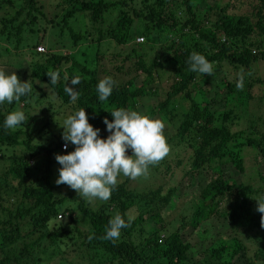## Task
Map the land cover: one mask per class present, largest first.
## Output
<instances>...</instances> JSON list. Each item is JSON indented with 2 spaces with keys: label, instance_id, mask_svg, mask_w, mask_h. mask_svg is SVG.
<instances>
[{
  "label": "trees",
  "instance_id": "obj_1",
  "mask_svg": "<svg viewBox=\"0 0 264 264\" xmlns=\"http://www.w3.org/2000/svg\"><path fill=\"white\" fill-rule=\"evenodd\" d=\"M143 1H146L143 10L139 11L126 7V0H71L64 9L59 2L57 4L62 12H52L49 19L38 0H0V11L4 8L10 10L0 15V36L14 38L12 49L19 50L18 54H23V48H29L28 53L33 56L28 62L29 81L39 83H34L33 88H40L37 86L40 84L47 87L54 98L62 105L70 104L74 112L84 108L89 123L100 129L101 138H106L109 133L103 119L106 117L111 121L110 112L116 108L136 110L141 98L154 90L155 66L165 62L170 68V83L165 89L164 99L155 103L153 111L174 128L166 136L171 146L168 156L150 166L147 176L136 180H144L146 184L130 187V179L124 177L107 202L91 208L83 198H77V194L73 195L70 191H59L49 180L51 153L58 150L64 154L68 148L74 149L69 142L67 150H61V144L65 143L62 140L63 129H59L52 143L46 141L45 145H30L28 136L18 139L20 128H4L6 115L19 102L14 101L5 109V103L0 104V159L3 145L20 144L30 153L28 156H9L11 164L0 172V264H49L56 258L60 260L57 264H62L61 260L64 264H182L187 260L190 247V243L181 236L182 230L187 227L194 230L213 217L224 218L232 235L226 239L223 237L217 242V247L210 249L209 259L203 257L202 261L198 259L192 264H233L235 256L245 253L244 241L247 239L249 243L257 244L261 253L255 252L252 258H246L244 264H264V227H261V214L256 211L255 201L264 195V173L260 175L261 185L254 187L242 181L225 179L220 167L228 159L232 168L242 173L243 160L232 151L242 146L255 148L264 158V135L255 132L256 128L251 126L246 128V136L231 131L234 117H222L221 123L214 125L212 111L193 98L198 88L195 80L204 75L190 71L188 63L193 51L214 62L216 69L220 63L247 67L257 58L264 60V0L251 1L249 14H232L227 10L228 3L221 4L220 0L212 5L205 4L201 10L194 0ZM114 9V18L102 25L106 14L109 16ZM78 13L85 14L89 26L81 33L68 24ZM134 18L142 21L139 32L142 41L136 44L140 47L143 41H160L161 34L164 37L168 35L170 42L159 46L161 54L169 52L168 57L155 55L146 62L142 59L143 55L131 47V58L134 60L128 65L124 61L128 60L129 54L121 56L119 53L104 54L95 50L94 63L88 66L67 53L36 51L39 44L36 41L29 44L20 35L26 24L36 25L37 20H43L49 28H66L72 45H76L79 39H88L97 49L105 38L117 44L126 43ZM37 30L27 27V36L36 38ZM253 33L259 36L257 41ZM252 47L261 50L255 53ZM2 50L10 53L8 47ZM61 62L69 63L67 70L64 71ZM52 72L59 75L55 85L51 84L47 75ZM75 75H80L82 82L72 86L80 92L79 98L72 102L64 88L66 84L71 86L70 79ZM105 76H111L117 86L110 97L100 101L97 84ZM137 79L139 82L135 84ZM257 82L264 83V79H257ZM192 83L193 90L188 87ZM251 86L247 82L240 90L235 83L225 80L224 105L233 100V93L235 103L246 105L252 99ZM30 95L21 97L22 107L27 106ZM22 110L29 118L21 126L28 129L34 116L26 108ZM49 124L44 120L37 132L45 133ZM23 133L28 135L26 130ZM40 153L45 156V174L42 184L33 185L27 182L31 168L29 162ZM207 170L210 171V178L197 192L188 215H181L176 227L171 228L170 223L166 226L159 212L171 205L176 189V184L171 187L166 183H177L174 180H177V174L180 177L198 175ZM151 174H156L153 176L156 179L153 180ZM67 198L74 204L65 205ZM131 207L136 211L133 217L127 215ZM74 212L79 214L78 220ZM117 213L126 222L130 220L129 226L121 230L119 239H102L108 221ZM148 221L153 224L149 231L143 227V223ZM135 230L138 235L133 234Z\"/></svg>",
  "mask_w": 264,
  "mask_h": 264
},
{
  "label": "rangeland",
  "instance_id": "obj_2",
  "mask_svg": "<svg viewBox=\"0 0 264 264\" xmlns=\"http://www.w3.org/2000/svg\"><path fill=\"white\" fill-rule=\"evenodd\" d=\"M71 0H38L40 4H42L43 11L47 13V18L50 19V15L52 12L61 13L62 11L59 10V5L57 3L61 2L62 8H66L68 3ZM106 1H113V0H106ZM128 8H133L136 11L143 10L144 2L143 0H126ZM215 1L219 0H194V3H197L199 10L204 9L205 4L212 5ZM256 2V0H220L221 4L228 3L227 10L232 14L238 13H250V2ZM57 4V5H56ZM64 4V5H63ZM10 12L7 8H4L0 11V15L3 12ZM114 11L110 12L108 16L106 14L105 20L103 21L102 25H105L109 20L114 18L115 15ZM22 14H24L22 12ZM49 14V15H48ZM69 27L72 28L76 32H83L85 29H89L87 19L85 14L78 13L74 15L69 20ZM49 24L43 20H37L36 25L26 24L24 26V31L20 33V35L29 43L32 44L35 41L37 45L42 47V51L45 52H59V53H67L72 55V57L78 59L83 64L92 66L94 63L93 57L95 50H98L99 53L109 54V53H119L121 56H126L127 54L130 55L128 60L124 61L128 65L133 63L131 57L133 56L131 52V47H134L136 51L140 52L143 57L142 59L146 62H149L150 59L157 55L162 58L168 57L166 53H160L159 46H164L168 44L171 39L170 36L165 35V37L161 34L159 36L160 41H153V42H145L144 41L139 44L140 47L136 44V38L141 37L139 32L142 29V21L139 18H134L132 27L129 29V39L124 44H117L110 38H105L104 40L100 41L98 44L97 49H95L94 43H90L88 39H79L76 45H72L70 39L67 35V29H59V28H49ZM27 27L37 28L36 38L34 36H27ZM104 27V26H103ZM257 30H254L256 33ZM254 39L257 41L259 36L254 34ZM35 35V34H34ZM14 38L5 39L3 36H0V68L4 69L6 73L11 74L15 72L19 79L23 82L26 80H30L28 76V62L33 56L28 53V47L23 48L21 52L23 54H18V51H13L12 46L14 45ZM140 42V41H139ZM176 44V43H174ZM8 47L10 53H4L2 48ZM253 51L259 52L261 49L258 47H252ZM36 50V49H35ZM38 51V50H36ZM159 51V52H158ZM41 52V51H40ZM44 53V52H41ZM161 59V58H160ZM3 61V62H2ZM67 62H61V66L64 68V71L68 69ZM133 65V64H132ZM169 65L165 62H161L155 66V81L152 84L154 90L147 95L141 98V102L138 104L135 111L149 115L152 118H160L165 123L164 134L167 136L169 133L171 134L174 131L173 125H170L169 122L165 118L160 115H156L154 113V105L157 101H162L164 99V92L167 86L170 83L169 79ZM243 78V84L249 82L252 84L250 87V95L252 99L246 103V105L237 104L235 103V93H233L232 101L228 102V105L225 106V90L223 88L224 81L228 80L235 83L239 78ZM257 79L263 80L264 79V60H260L259 58L250 62L247 67L241 65H230L227 63H220V66L216 69L214 68V72L212 76H208L207 74L204 75L202 78H197L195 80V84L197 83L198 88L196 89L195 96L193 97L195 101H197L201 106L203 104L212 111L214 117V125H219L221 123V118L232 119V124L230 125L231 131L237 132L241 136H246L248 130L246 128L252 127L256 128L257 133L264 135V83L257 82ZM30 82V81H29ZM139 82V79L135 80V84ZM33 81L32 84H34ZM194 83V82H193ZM193 83L190 84L188 87L190 89H194ZM39 84V83H35ZM41 85V84H40ZM39 86L40 88L34 87L33 91H31V95L29 96V100L27 101V106L22 107L20 101L18 106L11 107L10 112L15 110H22L26 108L28 113L34 116V121L30 125L28 129L20 126V134L18 139L23 140L26 139L28 136L30 138L29 144H43L45 145L46 141L54 142L56 140V134L60 128L63 126L64 119L73 114V107L69 105H62L60 101L53 97V95L49 92L47 87ZM44 93L40 95L39 93ZM8 106V103L5 102L3 109ZM22 107V109H21ZM225 109V112L223 110ZM23 111V110H22ZM44 120H47L49 126L44 132H37L38 126L43 123ZM63 129V128H62ZM23 130H26L27 134L23 133ZM1 153L2 158L0 159V172H3L8 165L11 164V158L9 156L12 155H23L28 156L30 153L25 150L24 146L20 144H13V145H3L1 146ZM73 147L68 148L67 152L73 151ZM232 151L239 155L243 160V172L235 171L231 163L228 159L223 162L220 167L223 171V177L228 179L229 181H242L247 184H251L254 187L257 185H261L262 178L261 174L264 173V158L261 154L253 147L250 146H242L239 148H233ZM64 153V154H67ZM55 154H61L58 150H54L50 158L52 160L51 164L49 165L50 170V182L55 185L59 191L65 192L70 191L73 195L77 194L75 190L71 189L66 184L56 185L55 180L58 178V169L60 165L55 160ZM127 155L132 154V150L128 149L126 152ZM37 156V155H36ZM32 157L30 159V169L28 170L27 182H31L33 185H40L43 183V175L44 172V159L45 156L40 153L38 157ZM49 158V156H48ZM49 158V159H50ZM36 159V162L34 161ZM174 165H172L173 167ZM156 174H151L150 177L154 180L153 176ZM158 181H160V177L157 175ZM177 180L169 181L166 185L174 186L175 184V192L172 196L171 205L165 206L160 212L159 215L164 221L165 225L167 226L170 223V227L174 228L177 226L179 218L181 215L186 217L190 212V209L193 205L194 198L197 195L199 189L204 185V183L210 178V171H204L202 173L193 174V175H184L182 177L177 174ZM124 176L121 174L118 177V182L123 180ZM139 180V177L135 180L130 179L129 186H142L146 184L143 181H136ZM157 184V183H155ZM164 192V191H163ZM264 196V195H263ZM77 198H83L79 194L76 196ZM84 199V198H83ZM84 201L87 205L91 208H97L98 205L104 201L95 200L89 203L86 199ZM74 202L67 198L65 205H72ZM76 215L74 216L77 220L80 218L77 212H74ZM127 215L129 217H133L136 215V211L133 207H131L127 211ZM143 227L149 231L150 228L153 227V224L148 221L147 223H143ZM134 235H138L137 231L133 232ZM140 235V233H139ZM232 233L228 229V224L226 223L224 218L213 217L210 218L198 225L196 229H191L189 227L185 228L181 232V236L183 239H186L190 243V247L187 250V260L182 264H192L196 260L200 259L202 261L203 257L208 258V252L210 249L217 247V242L220 240L230 238ZM228 240V239H227ZM244 241V248L245 253L243 256L238 254L233 258V264H244L246 258L253 257L255 252L260 254L261 251L258 249L260 248L257 244L249 243ZM251 241H255L252 239ZM227 243V242H226ZM231 243V241H230ZM228 244V243H227ZM233 245H231L232 247ZM233 246L232 248H235ZM225 254L223 257L225 258ZM59 259H55L49 264H57ZM61 263L64 264L63 260Z\"/></svg>",
  "mask_w": 264,
  "mask_h": 264
},
{
  "label": "clouds",
  "instance_id": "obj_3",
  "mask_svg": "<svg viewBox=\"0 0 264 264\" xmlns=\"http://www.w3.org/2000/svg\"><path fill=\"white\" fill-rule=\"evenodd\" d=\"M142 41V40H141ZM190 71L212 76L214 62H210L204 55L193 51L189 58ZM51 84L55 85L59 79L57 72L47 73ZM66 81H69L65 77ZM82 82L80 75L70 79L64 91L75 102L80 92L72 86ZM117 82L111 76H105L97 84L99 100L104 101L111 96ZM236 87L243 89V78H239ZM33 90V84L21 81L15 72L11 74L0 68V104L19 102L22 96ZM112 120L106 117L108 135L100 137V129L89 123L84 108H80L68 115L63 121V147L68 148L69 142L74 150L67 154H55V160L60 165L56 185L66 184L89 203L100 200L107 202L118 185V177L122 174L129 179L147 176L150 166H155L170 153L171 146L164 134L165 123L160 118H152L135 110L116 108L110 112ZM28 118L22 110H15L6 115L4 128L13 130L24 123ZM128 149L132 150L127 155ZM256 211L261 214V227H264V196L255 199ZM130 220L125 221L117 213L108 221L105 235L102 239L116 240L121 230L128 227ZM91 238V237H90Z\"/></svg>",
  "mask_w": 264,
  "mask_h": 264
},
{
  "label": "built area",
  "instance_id": "obj_4",
  "mask_svg": "<svg viewBox=\"0 0 264 264\" xmlns=\"http://www.w3.org/2000/svg\"><path fill=\"white\" fill-rule=\"evenodd\" d=\"M141 40H142V37H137V38H136V41H137V42H139V41H141ZM36 50H38V51H42V47L38 45V46H36ZM63 145H64V143L61 144V147H60L61 150H65L64 147H63Z\"/></svg>",
  "mask_w": 264,
  "mask_h": 264
}]
</instances>
